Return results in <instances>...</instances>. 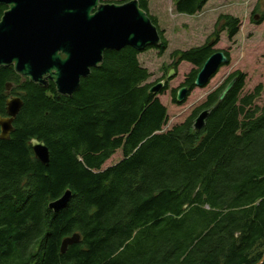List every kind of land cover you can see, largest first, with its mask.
Masks as SVG:
<instances>
[{
    "label": "trees",
    "instance_id": "trees-1",
    "mask_svg": "<svg viewBox=\"0 0 264 264\" xmlns=\"http://www.w3.org/2000/svg\"><path fill=\"white\" fill-rule=\"evenodd\" d=\"M138 1L157 25L148 1ZM172 1L188 15L206 2ZM263 19L264 9L257 22ZM217 21L204 43L170 53L169 66L193 65L181 84L189 91L220 31L229 38L238 32V17L222 13ZM158 30L160 44L145 49L162 54L168 42ZM139 52L105 50L66 96L51 81L40 86L0 66V115L9 94L23 102L9 138L0 139V264H264V104L254 103L262 84L242 94L245 73L234 70L164 129L168 113L157 94L168 83L148 91L157 81H147ZM175 96L173 89L180 104ZM204 108L210 112L196 131L193 120ZM31 138L48 147L47 164L35 159ZM117 149L121 159L102 168ZM66 189L68 202L48 208ZM74 232L79 241L61 253V240Z\"/></svg>",
    "mask_w": 264,
    "mask_h": 264
},
{
    "label": "water",
    "instance_id": "water-1",
    "mask_svg": "<svg viewBox=\"0 0 264 264\" xmlns=\"http://www.w3.org/2000/svg\"><path fill=\"white\" fill-rule=\"evenodd\" d=\"M6 6L0 16V66H12L13 71L40 86L49 81L61 95H71L92 67L103 61L107 49L119 50L131 46L142 50L161 42L157 26L139 6L138 0L107 2L104 0H0ZM228 62L223 50L214 51L203 62L194 79L195 87L206 85L218 68ZM170 68L166 79L173 73ZM165 80V79H164ZM164 80L149 88L157 93ZM227 83L219 94L221 100L233 85ZM11 83H6L7 92ZM188 94L183 85L176 91L175 99L182 102ZM23 102L15 94L5 100V115H0V139H8L13 131V120ZM210 112L202 109L193 120L198 131ZM35 159L42 164L49 162V149L43 140L30 139ZM71 190L48 202L53 211L65 205ZM80 234L65 236L60 243L64 253L68 245L78 242Z\"/></svg>",
    "mask_w": 264,
    "mask_h": 264
},
{
    "label": "rangeland",
    "instance_id": "rangeland-1",
    "mask_svg": "<svg viewBox=\"0 0 264 264\" xmlns=\"http://www.w3.org/2000/svg\"><path fill=\"white\" fill-rule=\"evenodd\" d=\"M147 1L149 14L157 17V26L164 29V36L168 42L162 54L155 48L138 53L140 65L145 66L150 72L148 82L165 77L172 67L169 66V62L170 53L174 49L185 50L204 43L218 28L219 14H231L240 20L238 32L232 38H229L225 31H220L219 39L213 47L228 51L229 61L217 70L206 85L194 87L182 103L178 104L171 99L172 91L180 87L193 65L183 61L167 78L168 88L157 94L167 108L168 120L164 129L182 122L205 100L206 95L219 87L234 70L245 73L242 94L252 91L257 84H262V91L254 103L259 106L264 104V19L257 22L260 12L264 9V0H207L202 9L193 15L177 13L172 0ZM121 157V150L117 149L104 162L102 168L115 164Z\"/></svg>",
    "mask_w": 264,
    "mask_h": 264
},
{
    "label": "flooded vegetation",
    "instance_id": "flooded-vegetation-1",
    "mask_svg": "<svg viewBox=\"0 0 264 264\" xmlns=\"http://www.w3.org/2000/svg\"><path fill=\"white\" fill-rule=\"evenodd\" d=\"M124 1V0H123ZM117 2H121V1H117ZM217 50V49H216ZM229 57V56H228ZM190 71V70H189ZM215 74V73H214ZM213 74V75H214ZM213 75L211 76V77H213ZM185 77H186V75H185ZM185 77H184V80H185ZM23 80H24V78L23 77H21ZM211 79V78H210ZM164 80V79H163ZM164 82H166V83H168V80L167 79H165L164 80ZM184 82V81H183ZM182 84V83H181ZM181 86V85H180ZM185 86L188 88V85L187 84H185ZM194 87H195V85H194ZM179 88V87H178ZM178 88H176L175 90L177 91V89ZM188 93H189V89H188ZM188 95V94H187Z\"/></svg>",
    "mask_w": 264,
    "mask_h": 264
}]
</instances>
